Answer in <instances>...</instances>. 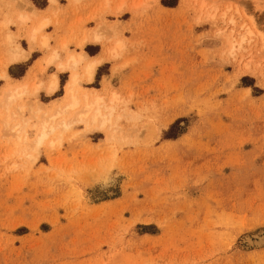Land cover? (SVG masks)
Here are the masks:
<instances>
[{
    "label": "rangeland",
    "instance_id": "374dc122",
    "mask_svg": "<svg viewBox=\"0 0 264 264\" xmlns=\"http://www.w3.org/2000/svg\"><path fill=\"white\" fill-rule=\"evenodd\" d=\"M162 1L0 0V264H264V0ZM31 9L51 20L34 41ZM86 37L121 41L93 80L79 70L116 109L63 128L57 64L100 48Z\"/></svg>",
    "mask_w": 264,
    "mask_h": 264
},
{
    "label": "bare ground",
    "instance_id": "6f19581e",
    "mask_svg": "<svg viewBox=\"0 0 264 264\" xmlns=\"http://www.w3.org/2000/svg\"><path fill=\"white\" fill-rule=\"evenodd\" d=\"M127 7H123V3L116 6L114 10L115 14L123 13ZM131 10V9H130ZM32 18L34 19L33 25L28 30V39L30 41L36 40L38 37H44L42 32L44 29L51 23L50 17H39L40 12L36 9H31L30 11ZM30 18V14L21 15V20L25 21ZM248 32H250L248 30ZM93 39L99 40L101 38V34L95 32L92 35ZM246 38V34L242 35V40ZM87 41V37L83 38L81 44H84ZM120 40L117 39L115 45L110 47L107 44L105 45V56H98L95 58L89 57L85 52L72 53L68 59L65 61H60L57 66L58 70H66L71 69L70 79L66 85V95L60 105L54 111V117H64L67 113L73 114L71 117L61 118L58 122V126L63 128H70L74 123L77 122H87L89 124H98L103 127L105 124L111 121L112 114L115 111V106L108 102L107 92L109 91V86L104 85L101 88L82 91L80 85V77L81 74L79 72L80 67L83 65L84 67V75L87 80H93L95 76L96 67L98 64L104 60L103 58L113 57L112 52H117V49L120 45ZM42 44L46 46L48 44L47 38L45 37L42 40ZM59 50H55L54 52L46 55L43 59L44 66L51 64L56 58L59 57ZM21 54L18 50H15L13 58L17 59ZM60 85L59 76L55 73L50 82V90L55 91L58 89ZM26 91V85L15 84L12 88H10L7 92L8 103L14 101L17 97L21 96ZM117 98V93L113 92L111 102ZM44 119L41 127V131L39 132V136L37 138V142H43L47 137H49L52 133L56 131L58 126H55L52 123V119ZM8 123V122H7ZM103 177H101L97 183L95 184V193L97 196L107 192L109 194L114 193V189L116 186V181L114 179V175L111 174V171L105 172ZM255 243L263 244L264 243V231H262ZM254 243V241H252ZM254 243V244H255Z\"/></svg>",
    "mask_w": 264,
    "mask_h": 264
},
{
    "label": "crops",
    "instance_id": "0c3cea01",
    "mask_svg": "<svg viewBox=\"0 0 264 264\" xmlns=\"http://www.w3.org/2000/svg\"><path fill=\"white\" fill-rule=\"evenodd\" d=\"M88 1V0H87ZM180 2H181V0H180ZM180 2H179V4H180ZM159 3L162 5V3H161V0H159ZM163 6V5H162ZM51 7V6H50ZM50 7H47L46 9H42L41 11L42 12H45L44 10H46V11H48L49 9H50ZM164 7V6H163ZM168 8V7H167ZM170 8H174V7H170ZM48 9V10H47ZM92 40H88L87 41V46L89 45H91V48L93 49L94 47H96L97 45H100V48L98 49V50H96V51H94L93 53H89L88 51H86L85 49L83 50V51H77L78 53L79 52H85L87 55H89V57H91V58H95V57H98V56H105V54H104V50H105V45H101L100 43V41H94V42H91ZM86 46V47H87ZM104 60H102V62L100 63V64H98L97 65V67H96V70H97V68H98V66L99 65H101V64H103V63H105V61H107L106 59H108V58H103ZM95 74H96V71H95ZM95 77V76H94ZM94 79V78H93Z\"/></svg>",
    "mask_w": 264,
    "mask_h": 264
},
{
    "label": "trees",
    "instance_id": "16d2710c",
    "mask_svg": "<svg viewBox=\"0 0 264 264\" xmlns=\"http://www.w3.org/2000/svg\"><path fill=\"white\" fill-rule=\"evenodd\" d=\"M165 5L167 6H171L168 2H166L165 0L162 1Z\"/></svg>",
    "mask_w": 264,
    "mask_h": 264
}]
</instances>
